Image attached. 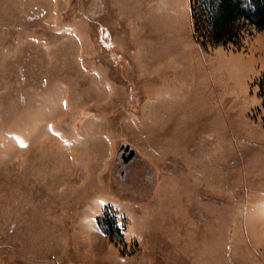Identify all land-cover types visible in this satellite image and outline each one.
Segmentation results:
<instances>
[{
	"label": "rangeland",
	"instance_id": "1",
	"mask_svg": "<svg viewBox=\"0 0 264 264\" xmlns=\"http://www.w3.org/2000/svg\"><path fill=\"white\" fill-rule=\"evenodd\" d=\"M263 72L189 0H0V264H264Z\"/></svg>",
	"mask_w": 264,
	"mask_h": 264
},
{
	"label": "trees",
	"instance_id": "2",
	"mask_svg": "<svg viewBox=\"0 0 264 264\" xmlns=\"http://www.w3.org/2000/svg\"><path fill=\"white\" fill-rule=\"evenodd\" d=\"M189 6L192 36L204 51L239 47L247 30H264V0H189ZM258 96L264 110V72L258 81ZM115 211L105 207L96 222L109 240L123 242V228L116 223Z\"/></svg>",
	"mask_w": 264,
	"mask_h": 264
},
{
	"label": "crops",
	"instance_id": "3",
	"mask_svg": "<svg viewBox=\"0 0 264 264\" xmlns=\"http://www.w3.org/2000/svg\"><path fill=\"white\" fill-rule=\"evenodd\" d=\"M166 222V221H165ZM144 223V222H143Z\"/></svg>",
	"mask_w": 264,
	"mask_h": 264
}]
</instances>
